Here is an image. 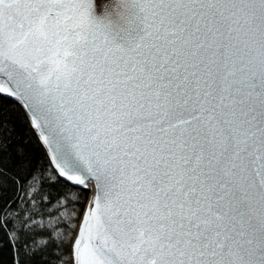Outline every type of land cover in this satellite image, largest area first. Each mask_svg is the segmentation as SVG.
Segmentation results:
<instances>
[{"label": "snow or ice", "instance_id": "obj_1", "mask_svg": "<svg viewBox=\"0 0 264 264\" xmlns=\"http://www.w3.org/2000/svg\"><path fill=\"white\" fill-rule=\"evenodd\" d=\"M0 264H264V0H0Z\"/></svg>", "mask_w": 264, "mask_h": 264}, {"label": "trees", "instance_id": "obj_2", "mask_svg": "<svg viewBox=\"0 0 264 264\" xmlns=\"http://www.w3.org/2000/svg\"><path fill=\"white\" fill-rule=\"evenodd\" d=\"M5 258H7V254H5Z\"/></svg>", "mask_w": 264, "mask_h": 264}]
</instances>
